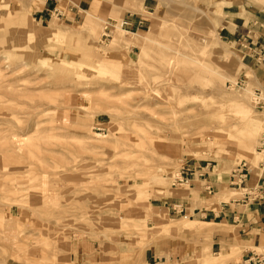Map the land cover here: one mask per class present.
<instances>
[{"label":"rangeland","instance_id":"374dc122","mask_svg":"<svg viewBox=\"0 0 264 264\" xmlns=\"http://www.w3.org/2000/svg\"><path fill=\"white\" fill-rule=\"evenodd\" d=\"M119 1L0 0V84L20 94L19 100L0 97V141L10 129L28 140L18 157L0 154V166L24 165L8 170L26 172L19 176L37 190L70 185L43 213L29 211L42 203L34 196H25L29 210L0 202V264H186L209 240V264L242 260L245 246L236 242L225 252L218 240L234 226L192 216V207L186 216L175 214L169 205L171 197L190 192L192 181H178L187 163L231 172L241 160L263 161L264 108L254 99L256 89L264 92V65L227 38L225 27L232 19L262 18L264 0H136L133 8ZM45 4L51 11H43ZM130 12L144 26H122L130 39L114 41L112 25ZM202 58L211 69L209 84L172 80L173 66ZM254 126L251 148L241 149ZM0 174V192L21 185ZM227 189L238 195L226 200L243 195ZM251 249L264 254L262 247Z\"/></svg>","mask_w":264,"mask_h":264},{"label":"crops","instance_id":"0c3cea01","mask_svg":"<svg viewBox=\"0 0 264 264\" xmlns=\"http://www.w3.org/2000/svg\"><path fill=\"white\" fill-rule=\"evenodd\" d=\"M244 7L246 10L252 9L247 4ZM237 9L242 11L240 6ZM47 10L51 11L45 4L43 11ZM252 18L249 22L230 20L232 23L226 25L225 36L231 38L246 53L256 56L264 65V16L260 18L259 15H255ZM244 39H246L247 48L243 46ZM260 74H263L262 78H264L262 68ZM184 172L193 174L190 192L186 198L173 196L170 201L183 204L186 212L189 207H192V216L211 218L234 226L233 233L218 234L220 247L225 243V252L233 249L230 245L236 242L237 248L245 246L242 259L252 253H258L251 247L264 248V162L255 166L251 165V171L242 182L237 180L233 170L229 172L221 165H212L210 162L207 164L194 162L193 165L187 163V166H184ZM227 188L242 191L243 195L240 198L225 200L229 198ZM217 194L220 197L223 194L225 199L216 200ZM212 223L219 226V223ZM262 256L264 257V254Z\"/></svg>","mask_w":264,"mask_h":264},{"label":"bare ground","instance_id":"6f19581e","mask_svg":"<svg viewBox=\"0 0 264 264\" xmlns=\"http://www.w3.org/2000/svg\"><path fill=\"white\" fill-rule=\"evenodd\" d=\"M70 1V0H69ZM135 1L136 0H121V1H119V2H122L123 4H124V7H130V8H133V5H135ZM72 3V2H71ZM118 3V2H117ZM116 3V4H117ZM170 3H172V1L170 2ZM186 3V2H185ZM187 4V3H186ZM191 4V3H190ZM193 4V3H192ZM76 5V4H75ZM122 5V4H121ZM127 5V6H126ZM78 6V5H77ZM115 6V5H114ZM141 6V5H140ZM192 6V5H191ZM119 7V6H118ZM120 7H122V9H123V6H120ZM190 8V7H189ZM197 8V7H196ZM115 9V8H114ZM117 9V8H116ZM121 9V8H120ZM126 9V8H125ZM170 9V8H169ZM196 10V9H195ZM200 10V8H197V11L196 12H198ZM190 11H193L194 12V10H190ZM116 12V11H115ZM167 12H168V9H167ZM170 12L172 13V11L170 10ZM117 13V12H116ZM119 13V12H118ZM146 13V12H145ZM173 14V13H172ZM175 14V13H174ZM178 14V13H177ZM87 15H89V16H93L94 17V20H96V17H97V15H95L93 12H89V11H87ZM150 15H152L153 17H155V18H157V16L156 15H154L153 13H150ZM168 15V14H167ZM197 15V14H196ZM151 16V17H152ZM175 16V15H174ZM173 16V17H174ZM198 16V15H197ZM196 16V17H197ZM176 17V16H175ZM184 18H187V20H188V18H190V17H187V16H183ZM182 17V18H183ZM195 17V18H196ZM164 18V17H163ZM191 18H192V20H193V17L191 16ZM166 19H168V18H166ZM183 20V19H182ZM102 21V20H101ZM185 21V20H184ZM170 22H172V20L170 21ZM189 22V21H188ZM166 23V22H165ZM164 23V24H165ZM191 23V22H190ZM101 24H103V23H101ZM167 24V23H166ZM176 24H177V22H176ZM109 25V24H108ZM112 25V24H111ZM167 25H169V24H167ZM113 27H116L114 30L116 31L115 33H114V38H113V40L114 41H121V39H126V40H128V39H130L129 37H127L126 36V33L127 32H130V31H127L126 29H124L123 27H122V24H120V25H112ZM178 27V26H177ZM176 28V27H175ZM179 28V27H178ZM187 29V28H186ZM184 30H185V28H184ZM94 31V30H93ZM178 31V30H177ZM177 31L175 32V33H177ZM188 32V31H187ZM137 33V32H136ZM148 33V32H147ZM189 34V33H188ZM152 38V37H151ZM132 39V38H131ZM145 40H151L150 39V35H146V37H145ZM152 40H153V38H152ZM166 46V45H165ZM170 46V45H169ZM167 47V46H166ZM208 50V49H207ZM183 52V51H182ZM202 53V52H201ZM206 53V52H205ZM174 57H175V55H174ZM188 57V56H187ZM193 57V56H192ZM141 57L138 55V57H137V59H139V60H141L140 59ZM149 58V57H148ZM184 59H185V57H184ZM190 59V58H189ZM138 60V61H139ZM173 60V59H172ZM170 61V60H169ZM175 61V60H174ZM168 62V61H167ZM171 62V61H170ZM207 62L208 61H206V59L205 58H202V59H197V60H190V61H188V60H182V61H180V63H178V65L177 66H173L174 68H176V69H174V72H172V77H173V81L174 82H182L183 80H184V77H185V81H189V82H193V81H198L199 83H201L202 85H207V84H209V79H210V67L208 66V64H207ZM169 63V62H168ZM167 63V64H168ZM181 63H185V65H186V68H188L187 70H183L185 73H183V72H181V70H179V68H177V67H179L180 65H181ZM148 64V63H147ZM164 64V63H163ZM172 64V63H171ZM213 64V63H212ZM172 66V65H171ZM152 68H155V67H152ZM151 69V68H150ZM156 69V68H155ZM172 69V68H171ZM148 71V70H147ZM213 71V70H212ZM14 72V71H13ZM165 73V72H164ZM149 75V74H148ZM147 75V76H148ZM150 75H152V74H150ZM163 75V74H162ZM166 75V74H165ZM164 75V76H165ZM187 75H189L188 77H191L189 80L186 78L187 77ZM142 76V75H141ZM192 76H193V79H192ZM156 77H160V76H157L156 75ZM61 78V77H60ZM162 78V77H161ZM166 78H167V76H166ZM63 79V78H62ZM187 79V80H186ZM60 80V79H59ZM154 80V79H153ZM161 80V79H160ZM165 80V79H164ZM164 80H162V82L164 81ZM64 81H66V80H64ZM63 81V82H64ZM74 81V80H73ZM155 81V80H154ZM61 82V81H60ZM62 83V82H61ZM66 83V82H65ZM167 84H168V82H167ZM171 84V83H170ZM172 84H174V83H172ZM0 86H1V88H0V97L1 96H3L5 99H12V100H14L15 98L16 99H18L19 97H16V93L17 92H11L10 90V92H8L7 90H3V88H4V86H3V84H0ZM188 86H190V85H188ZM186 87H187V85H186ZM193 87V86H192ZM182 88V87H181ZM189 88V87H188ZM192 89V88H191ZM3 92V93H2ZM19 93V92H18ZM17 93V94H18ZM20 94H18V96H19ZM21 96H22V94H21ZM21 98H23V97H21ZM260 98H262V96L260 97ZM20 99V98H19ZM18 99V100H19ZM256 99H258L257 97H256ZM17 100V101H18ZM67 101V100H66ZM65 102V101H64ZM66 103V102H65ZM68 103V102H67ZM63 104L64 106H66V105H68V104ZM59 104H61V103H59ZM58 104V105H59ZM62 105V106H63ZM58 107V106H57ZM63 108V107H62ZM62 108H60V109H62ZM66 109V108H65ZM63 110H64V108H63ZM5 117V116H4ZM110 117L111 118H115V115H110ZM79 120H77V122H78ZM84 121V120H83ZM80 122V121H79ZM82 123V122H81ZM84 123V122H83ZM79 125V124H78ZM84 128V127H83ZM163 128V127H162ZM174 128V130H177V131H179L178 129L179 128H177V126L176 127H173ZM257 128H258V126H254V127H251L250 128V130L247 132V134H245V139H243L241 142H239V146H240V148L241 149H245V150H249V148H251V145H252V138H253V136H254V132L257 130ZM159 129H161V127L159 128ZM11 130V132H8L9 133V135L8 136H6L5 135V137H3V136H1V137H3V139H2V141H0V154H2V155H4V154H8V155H12V156H15V157H18L22 152H23V149H25L24 147H25V145L27 144L26 142L28 141L27 139H26V137H25V134H22V133H19V132H16V131H12V129H10ZM9 130V131H10ZM173 130V129H172ZM169 131V130H168ZM171 132V131H170ZM2 134V133H1ZM4 135V134H3ZM98 137H101V134H96ZM161 136V135H160ZM172 139H177L175 136H173V135H171L170 136ZM169 137V138H170ZM255 138V137H254ZM0 140H1V138H0ZM27 140V141H26ZM158 140V139H157ZM212 142V141H211ZM26 143V144H25ZM240 150V149H239ZM242 151V150H241ZM192 152V151H191ZM220 152H221V150H220ZM259 152V151H258ZM259 154H261L260 152H259ZM1 155V156H2ZM74 161V160H73ZM62 165V164H61ZM60 165V166H61ZM64 165V164H63ZM66 165V164H65ZM19 166V165H18ZM18 166H10L9 164H2L1 166H0V168L1 169H3V170H0V172L1 171H3V176L5 177V175H11L12 177H15L14 179H16V180H20V181H17L16 182V184H21L20 186H18V187H12L10 190H7V191H4V190H1V192H0V202H2L3 200H7V202H8V199L11 201V203H7V204H3L4 206H5V208H7V207H9V206H11V205H16V206H19V207H21V208H24V209H26V210H29V211H31L32 213L33 212H42V210L44 211V210H46L45 208H47V204L49 203V202H53V203H56L57 202V198H59L58 196L60 195V192H63V190H65V189H69V186H67V187H64V189L63 188H56V189H54V190H51V191H49L46 187H42V189H40L39 188V190H37V185H35V183H32V184H34V185H32V186H28V185H30V184H25V183H27L29 180L27 179V181H25V182H23V180L21 179V177L22 176H19L20 174L21 175H23L24 173H26V172H23V171H20V170H14V172H11L12 170H8L9 168H23L24 167V165L23 166H21V167H18ZM70 166V165H69ZM78 166V165H77ZM82 166V165H81ZM62 167V166H61ZM75 167V166H74ZM83 167V166H82ZM73 168V167H72ZM77 168V167H76ZM78 168H79V166H78ZM67 169V168H66ZM24 170V169H23ZM69 170H70V168H69ZM75 170V169H74ZM71 171V170H70ZM69 171V172H70ZM72 171H73V169H72ZM76 171H77V169H76ZM65 172V171H64ZM80 172V171H79ZM76 174V173H75ZM1 175V174H0ZM36 175V174H35ZM58 175V174H57ZM66 175V174H65ZM41 176H43L42 177V183H44V184H46V183H49V179H48V177H49V174H48V172L47 171H43V172H41ZM57 177H59V176H57ZM37 178V177H36ZM92 181V180H91ZM151 182V181H150ZM82 183H83V181H82ZM10 184L11 183H9V186H10ZM85 184V183H84ZM145 184V183H144ZM2 185V184H1ZM94 185V184H93ZM128 185V184H127ZM130 185V184H129ZM137 185H139L140 186V184H137ZM5 186V185H4ZM8 186V185H7ZM82 186H84V185H82ZM81 186V187H82ZM86 186H91L90 184H88V185H86ZM114 186V185H113ZM85 187V186H84ZM91 187H93V186H91ZM97 187V186H96ZM100 187H101V185H100ZM72 188V187H71ZM70 188V189H71ZM98 188V187H97ZM104 188V187H103ZM140 188V187H139ZM7 189V188H6ZM77 189V188H76ZM80 188H78V190H79ZM86 189V188H85ZM84 189V190H85ZM89 189V188H88ZM91 189V188H90ZM102 189V188H101ZM100 189V190H101ZM73 190H74V187H73ZM97 190V189H96ZM132 190V189H131ZM82 190H80V192H81ZM90 191H92V190H90ZM224 191V190H223ZM70 192V191H69ZM94 192V191H93ZM96 192H99V191H96ZM148 192V191H147ZM227 192H229V189H227ZM64 193V192H63ZM67 193H68V191H67ZM71 193V192H70ZM73 193V192H72ZM87 193V192H86ZM142 192H139L137 195H138V197H141L142 196V194H141ZM227 195V194H226ZM235 195H238V194H236L235 192H232L231 190H230V193H229V197H231V196H235ZM25 196H27V197H32V196H34V198L36 199V203L37 202H39V203H41V204H38V205H36V206H32V205H29V209L28 208H26V200H25ZM63 196V195H62ZM65 196V195H64ZM223 194H222V198H223ZM10 198H12V199H10ZM125 198H127V197H125ZM35 199H34V201H35ZM83 199V198H82ZM82 199L81 198H79L77 201H79V205H78V207H82V203H81V201H82ZM93 199V198H92ZM136 199H140V198H136ZM66 200H67V198H66ZM84 200H85V198H84ZM94 200V199H93ZM226 200V199H225ZM95 201H96V198H95ZM48 202V203H47ZM61 202H62V200H61ZM60 202V203H61ZM96 202H98V201H96ZM59 203V204H60ZM77 203V202H76ZM58 204V205H59ZM66 204V203H65ZM0 205H2V203H0ZM53 205V204H52ZM61 205V204H60ZM63 205V204H62ZM49 206H51V205H49ZM86 206V205H85ZM93 206V205H92ZM2 207V208H1ZM39 207H42V209L41 208H39ZM59 207L60 206H58V208L57 209H59ZM64 207V206H63ZM3 206H0V216L2 215V213L4 212V210H3ZM49 208V207H48ZM65 208H66V206H65ZM65 208H63L62 209V211H68V210H66ZM11 209V208H10ZM79 209H84V207H82V208H79ZM89 209H90V207H89ZM93 209V208H92ZM60 211V210H59ZM62 211H60V213L62 212ZM76 211V210H75ZM81 211H83V210H81ZM81 211H79L80 213H82ZM65 212H63V213H65ZM69 212V211H68ZM78 212V211H77ZM84 212H85V210H84ZM90 212V211H89ZM43 213V212H42ZM62 213V214H63ZM84 214V213H83ZM52 215V214H51ZM120 218V217H119ZM116 219V218H115ZM130 225V224H129ZM137 226V225H136ZM4 237V236H3ZM170 237V236H169ZM179 237V236H178ZM14 238V237H13ZM154 238V237H153ZM171 238V237H170ZM182 238V237H181ZM6 239V238H5ZM16 240V239H15ZM58 240H60V237H59V239ZM61 241V240H60ZM59 241V242H60ZM1 242V241H0ZM69 244V243H68ZM212 244V241L211 240H209V242H207L206 243V245L203 247V249L201 250V252L196 256V257H191V259L190 260H187L186 261V264H195V263H201V262H208V264H209V262L210 263H212V260H211V257H209V253L207 252V249L209 248V246ZM235 246H238V243H236L235 244ZM240 247V246H239ZM161 252V251H160ZM62 256V255H61ZM215 260V259H214ZM213 260V261H214ZM165 264H169V263H165Z\"/></svg>","mask_w":264,"mask_h":264},{"label":"built area","instance_id":"2783aa9c","mask_svg":"<svg viewBox=\"0 0 264 264\" xmlns=\"http://www.w3.org/2000/svg\"><path fill=\"white\" fill-rule=\"evenodd\" d=\"M144 22H145V19L140 17V18H138V20H136L135 14L130 12L123 18L122 26L127 27V28H131V29H132V27H137V26H138V28H141L144 26ZM247 38H250V37H247ZM246 43H247L246 39H244L243 40V46H245L247 48L248 45ZM242 82L243 83H241V85H244V80H242ZM255 94H256V97L258 99L255 98L254 103L256 104V106L264 108V92L261 89H256ZM261 96H262V98H260ZM258 151L263 155V161L262 162H264V138L261 140L260 145L258 146ZM251 165L252 164H250V162H248L246 160H241L239 162V164L233 170V174H234V176L237 177L238 181L242 182L243 178L249 174V172L251 171ZM182 169H183L181 171L182 178L178 179L179 184L180 185L188 184V183H190L191 176L193 174L192 173L186 174L184 172V166ZM199 175L201 176L203 174H199ZM207 188H209V187H207ZM169 209L171 212H173L175 214L184 213L186 216V213H187L183 204H181V203H172L169 205ZM237 264H264V257L262 256V254L252 253V255H250L246 258H243Z\"/></svg>","mask_w":264,"mask_h":264}]
</instances>
